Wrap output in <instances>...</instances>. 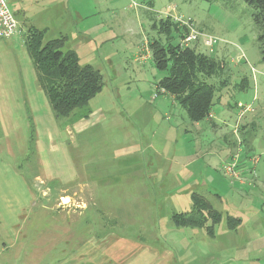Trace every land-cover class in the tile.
<instances>
[{
	"label": "rangeland",
	"instance_id": "374dc122",
	"mask_svg": "<svg viewBox=\"0 0 264 264\" xmlns=\"http://www.w3.org/2000/svg\"><path fill=\"white\" fill-rule=\"evenodd\" d=\"M7 1L20 33L0 42V264H264V194L255 203L244 197L258 190L256 172L264 181V62L253 6ZM190 24L204 34L184 44ZM32 26L46 31L45 42L68 36L64 50L99 70L104 86L89 101L88 118L54 116L25 43ZM172 26L189 33L169 37ZM171 42L221 65L208 79L218 85L210 111L218 129L195 125L158 87L168 73L156 67L154 49ZM248 141L261 157L256 169L245 155ZM233 149L240 179L230 180L223 166ZM194 192L224 216L213 236L172 221L192 210ZM229 215L242 219L236 230Z\"/></svg>",
	"mask_w": 264,
	"mask_h": 264
},
{
	"label": "trees",
	"instance_id": "16d2710c",
	"mask_svg": "<svg viewBox=\"0 0 264 264\" xmlns=\"http://www.w3.org/2000/svg\"><path fill=\"white\" fill-rule=\"evenodd\" d=\"M245 1L254 8L252 17L258 27L261 61L264 62V0ZM180 30V26H172L167 35L175 37L176 34V37L182 39L189 33L183 27L178 35ZM29 34L26 46L37 71L38 85L44 90L54 116L58 119L72 115L78 119L88 118L92 113L88 108L89 101L104 86L99 70L90 64H81L76 51L64 50L67 36L45 42L46 31L34 26L29 28ZM180 46L179 42L176 45L171 42L169 47L164 45L160 51L154 49L156 67L168 73L158 82V87L175 96V100L186 109L191 121L197 123L208 118L216 103L218 85L209 83L208 79L219 73L221 65L195 48L182 50ZM242 85L241 88L244 87L243 82ZM192 202L191 212H176L172 215L174 225L206 228L207 233L213 236L214 227L223 220V214L200 193L192 194ZM227 220L230 228H236L241 222L237 216L229 215Z\"/></svg>",
	"mask_w": 264,
	"mask_h": 264
},
{
	"label": "built area",
	"instance_id": "2783aa9c",
	"mask_svg": "<svg viewBox=\"0 0 264 264\" xmlns=\"http://www.w3.org/2000/svg\"><path fill=\"white\" fill-rule=\"evenodd\" d=\"M190 28L193 30L192 32L190 30V33L186 36L183 42L184 44H189L190 42L192 43L193 41H196L198 38H200L202 34H204L201 33L194 25H191ZM19 33L20 25L14 11L10 7L7 0H0V40L11 38ZM205 43L210 47H214L218 43V40L212 36H209V39H207ZM232 159V162L224 164L223 172L230 180L240 179L239 154H235ZM250 159L254 166L259 162V157L257 156H251Z\"/></svg>",
	"mask_w": 264,
	"mask_h": 264
},
{
	"label": "crops",
	"instance_id": "0c3cea01",
	"mask_svg": "<svg viewBox=\"0 0 264 264\" xmlns=\"http://www.w3.org/2000/svg\"><path fill=\"white\" fill-rule=\"evenodd\" d=\"M17 18V17H16ZM17 20H18V18H17ZM20 20H18V22H19ZM19 25H20V23H19ZM34 27H36V26H34ZM37 28H39V27H37ZM40 29V28H39ZM42 29V28H41ZM61 36H63V35H61ZM66 36V35H65ZM68 37V36H67ZM57 38V37H56ZM8 39H10V38H8ZM8 39H2V40H8ZM53 39V38H52ZM2 40H0V42L2 41ZM25 43H26V41H25ZM28 50V49H27ZM67 50H69V49H67ZM74 50V49H73ZM0 77H1V75H0ZM255 78V77H254ZM245 79V78H244ZM255 81V90L257 89V83H256V80H254ZM246 82H247V80H246ZM248 85V84H247ZM246 87V85L244 84V87H243V89ZM5 91V89H3V80L0 78V92H4ZM172 98L174 99V97L172 96ZM255 98H256V96H255ZM4 99L7 101V99H10L8 96H5L4 97ZM175 100V99H174ZM239 103H241V102H239ZM6 105H7V103L5 102V104H4V109L6 108ZM2 107V106H1ZM7 108H8V106H7ZM261 108V106H260V104H259V108L258 107H256V112L255 113H257V111H258V109H260ZM210 117H211V119H209V118H207V119H205L204 121H207V122H209L210 124H211V126L214 128V129H218V128H216L218 125H217V123L215 122V112L213 113H211L210 114ZM213 117V118H212ZM253 118H255V114H253L252 115V119ZM254 120V119H253ZM199 124H201L200 122H198V123H195V125H197L198 127H199ZM74 126H76L75 128H77V130L80 128L79 127V123H76L75 122V124H74ZM236 128V125H235V127H233V129H235ZM70 132V131H69ZM233 135V134H232ZM247 140H248V138H246ZM235 143V142H234ZM246 150H245V155H246V157H250V156H255V155H257V154H255V152H252V151H254V145H252L251 143H250V141H248V145H246ZM241 149H242V151H244V148H242L241 147ZM234 152H235V150L233 149V151H229L228 152V154H231V156H233V154H234ZM227 154V155H228ZM230 156V157H231ZM248 160H249V158H248ZM260 160H261V157H259V162H260ZM259 162L256 164V166L259 164ZM256 166H255V169H256ZM253 168V167H252ZM254 169V170H255ZM259 178H260V176L257 174V172H256V174H255V184L257 185V188H258V190L257 191H250V192H246V195H244V197H245V199H246V202H248V201H252V203H255L254 202V200H255V197H256V195H259L258 197H260V196H262V194H264V181H262V180H259ZM245 184V183H244ZM215 197H216V199H218V200H222L223 199V196H221L220 194H218V193H216L215 195H214ZM257 197V198H258ZM192 204H193V202H192ZM192 210H193V208H192ZM191 210V211H192ZM190 211V212H191ZM186 213H189V212H186ZM253 216L255 215V213H253L252 214ZM261 218V217H260ZM242 220V219H241ZM242 222V221H241ZM239 225V224H238ZM237 225V226H238ZM178 228H181V227H178ZM183 228V227H182ZM230 228V227H229ZM238 227H236V228H230V229H233V230H236Z\"/></svg>",
	"mask_w": 264,
	"mask_h": 264
}]
</instances>
